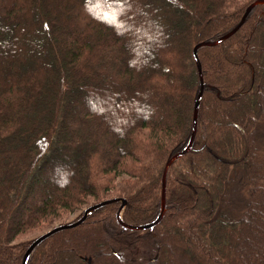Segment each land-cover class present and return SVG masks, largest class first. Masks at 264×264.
<instances>
[{"label": "trees", "instance_id": "16d2710c", "mask_svg": "<svg viewBox=\"0 0 264 264\" xmlns=\"http://www.w3.org/2000/svg\"><path fill=\"white\" fill-rule=\"evenodd\" d=\"M0 0V264H264L260 0ZM120 215V218H119ZM75 221V222H76ZM38 238V237H37Z\"/></svg>", "mask_w": 264, "mask_h": 264}, {"label": "water", "instance_id": "95a60500", "mask_svg": "<svg viewBox=\"0 0 264 264\" xmlns=\"http://www.w3.org/2000/svg\"><path fill=\"white\" fill-rule=\"evenodd\" d=\"M264 4V0H260V1H255L253 2L251 5H249L244 13V15L242 16L240 22L238 23V25L231 30L229 33H227L226 35L220 37L218 40L216 41H212V42H207V43H200L198 45H196V47L194 48L193 54H194V58L198 67V71H199V77H200V91L198 93V96L196 98L195 101V105H194V114H193V131H192V135H191V139L189 141L188 146L186 147L185 150H183L181 153L173 156L172 158H170L164 169H163V174H162V204H161V212L160 215L158 216V218L153 221L152 223L146 224V225H141V226H132V225H126L121 221L120 215V223L122 224V226L125 229H129L132 231H143V230H148V229H152L155 226L159 225L160 222L162 221V219L164 218V215L166 213V179H167V173L169 171V168L171 167V165L177 161L178 159H180L181 157H183L184 155H186L191 148L193 147L195 138H196V134H197V125H198V114H199V109H200V105H201V101H202V97L204 94V79H203V73H202V66L198 57V50L200 48L203 47H215L218 46L220 44H222L223 42L227 41L228 39H230L231 37H233L245 24L247 17L249 15V13L257 6L263 5ZM114 203H121L120 206V214L121 212L124 210L127 201L125 199H109V200H105L102 201L98 204H95L91 207H89L88 209H86L83 213V216L80 220L71 223V224H66V225H60L57 226L53 229H51L50 231L44 233L43 235L39 236L38 238H36L31 245L29 246V248L27 249V251L25 252V255L23 257L22 260V264H27L29 257L31 255V253L33 252V250L40 244L42 243L44 240H46L47 238L51 237L52 235L64 231V230H68V229H72L77 227L78 225H80L83 221L86 220V218L95 210L110 205V204H114Z\"/></svg>", "mask_w": 264, "mask_h": 264}, {"label": "rangeland", "instance_id": "374dc122", "mask_svg": "<svg viewBox=\"0 0 264 264\" xmlns=\"http://www.w3.org/2000/svg\"><path fill=\"white\" fill-rule=\"evenodd\" d=\"M236 1L237 2H243L242 0H236ZM83 213H84V211H83ZM79 214H80L79 212L63 213V214H61V216L58 219L52 221L51 223H49L47 225H43V226H41V228L39 227L35 230H32L30 232H27L25 234L20 235L18 237V241L30 243L33 239L43 235L44 233L50 231L51 229H53L57 226L74 223L76 221L77 217L79 216Z\"/></svg>", "mask_w": 264, "mask_h": 264}, {"label": "snow or ice", "instance_id": "6c2138e0", "mask_svg": "<svg viewBox=\"0 0 264 264\" xmlns=\"http://www.w3.org/2000/svg\"><path fill=\"white\" fill-rule=\"evenodd\" d=\"M110 2L115 5V4H124L126 3V0H110Z\"/></svg>", "mask_w": 264, "mask_h": 264}]
</instances>
